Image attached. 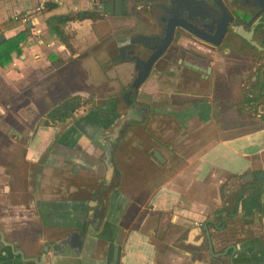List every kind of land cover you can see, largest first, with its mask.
Masks as SVG:
<instances>
[{"label":"crops","instance_id":"1","mask_svg":"<svg viewBox=\"0 0 264 264\" xmlns=\"http://www.w3.org/2000/svg\"><path fill=\"white\" fill-rule=\"evenodd\" d=\"M45 2L56 5L48 8ZM148 2L0 0L4 40L25 34L20 52H12L11 61L0 65V82L28 81L32 73L67 65L49 81L48 90L54 93L55 86L75 77L77 67L87 68L83 86L70 91L80 96L79 108H84L62 123L44 125V120L27 137L16 161L4 151L0 264H264V179L250 178L264 172V50L255 46L248 56H215L212 87L202 92L206 98L180 106L157 103L158 112L197 110L202 120L177 122L156 114L149 121L127 124L119 139L122 123L114 104L133 67L128 61L111 62L108 48L126 34L150 29ZM83 10L101 17L67 22V45L49 33L48 17ZM26 11L31 12L26 24L13 18ZM242 62L250 68L240 69ZM240 86L249 89L243 97ZM151 89L156 90L148 78L140 90ZM94 93L99 95L90 108ZM63 99L51 97V108ZM196 133L197 138H188ZM136 140L140 148L134 149ZM186 149L193 152L189 166L154 178L155 171L170 166L171 158ZM21 162L31 164L30 169ZM145 190H151L147 197ZM166 212L167 232L174 224H180L177 235L189 227L186 248L166 241L156 248L150 237L154 230L145 231L150 215L156 214L158 226L159 215ZM205 223L210 225L212 251L219 255L209 249ZM203 244L209 261L200 254Z\"/></svg>","mask_w":264,"mask_h":264},{"label":"flooded vegetation","instance_id":"2","mask_svg":"<svg viewBox=\"0 0 264 264\" xmlns=\"http://www.w3.org/2000/svg\"><path fill=\"white\" fill-rule=\"evenodd\" d=\"M146 8L152 24L150 29L146 33L126 34L120 37L117 45L108 48L111 61L132 62L133 67L121 83L114 104L122 123L119 139L127 124L149 121L156 114L177 122L192 118L202 120L197 110L158 112L156 103L167 101L180 106L193 98L208 97L202 92L212 87L215 56H248L256 50L237 30L253 29L251 40L264 50V0H149ZM172 25V37L161 50ZM156 53L159 55L153 60L146 78L133 87L143 63ZM148 78L154 82V91L161 92L157 98L154 91L140 90ZM137 111L141 113L137 115ZM142 143L147 144L146 141ZM134 146V149L140 148L137 140ZM121 149H125V145ZM154 157L158 165H162L163 159Z\"/></svg>","mask_w":264,"mask_h":264},{"label":"rangeland","instance_id":"3","mask_svg":"<svg viewBox=\"0 0 264 264\" xmlns=\"http://www.w3.org/2000/svg\"><path fill=\"white\" fill-rule=\"evenodd\" d=\"M78 36H80V34H78ZM106 38L107 40L110 41L112 40V35L111 36L107 35ZM74 41L77 42V37L74 39ZM89 41H90V36H89L88 42ZM103 43L104 42H101V44ZM109 60L111 61L110 58ZM244 63L247 64V62L239 63V66L241 67L240 69L242 70L249 69L250 66L247 67L244 65ZM66 68H67V65H64V66L60 65L59 67L55 69H48V70L42 71L40 75L39 74L36 75V73H32L28 81L27 80L22 81V78H21V79H17L14 81L5 80L6 82L5 81L0 82V99H1L0 101V163H4V160L6 158L4 156V151L9 152L10 155H15L12 158L14 159L13 161H16L17 159L16 156H19L23 151L22 145L24 144L27 137L31 133H34V130L36 129V127L39 126L46 119V114L52 106L51 101H50L51 97L57 101L61 100L65 97L71 96L70 94L72 92L70 91H72L73 89H77L78 87L83 86V83H85L86 81L85 70L87 68H85L81 64L79 67H77V70L72 72V75H75V77L74 76H72V78L69 77L68 79H66V83L65 81H63L62 84H60L61 86L59 87L55 86V88L53 89L54 93L49 92L48 86H50L49 83H51L49 81H52V79H55L56 77H58L59 74L62 75L65 72ZM52 77H55V78H52ZM236 80H238L240 85H241V82H243V79L241 78H238ZM57 87L59 89L57 92H55V89ZM161 90H164L163 86L161 87ZM240 90H241L240 92L241 97H243L245 93L249 91V89H246L244 86L243 87L240 86ZM155 92H156L155 96L157 98L161 92L159 91H155ZM98 93L92 94L93 97H91L90 99V101H92L89 105L90 108L96 102L93 99L96 98V96L100 94ZM100 98L101 97H99L98 101L100 100ZM79 107H78L79 110H82L84 108L83 105L81 108ZM89 107L87 108L90 109ZM189 137L197 138L198 134L196 133L194 134V136L189 135L188 138ZM177 148H180V146L177 145ZM192 153H193L192 151H190L189 149H186L183 151L181 156H178V158H175V157L171 158V161L169 163L171 165L167 166L166 168L163 167L155 171L154 178H156L157 180L158 178L162 179L166 171L171 172L172 169L178 170V169H181V167L189 166L191 164L190 161H192L193 158H190L188 156L191 155ZM178 154H180V152H178ZM172 156H174V154L171 155L170 157ZM22 164L23 166H25V168L29 166V169H30L31 164L28 166L27 164H24V163ZM8 171L9 169L7 170V173ZM17 171L18 169H16V174H17ZM150 191L151 190H145L143 193L145 194L144 197H147ZM169 216L170 215L168 212H166V214H163V213L160 214L159 220H158L160 221V223H156V225L158 226H155L154 224L156 220V214L150 215L149 219L151 221L145 224V227H144L145 231L149 234L152 229L154 230V234L150 237L152 241L155 243L156 248H160L162 244L165 243V241L167 242V244L178 243L180 247L186 248L187 246L186 244H184V240H185L187 229H189V227H186L187 229H185L181 233V235H177L180 232V224H174L173 226H170L173 229L167 232V229L169 228L166 227V223L168 224V227H169L170 225ZM165 234H167L166 240L164 239ZM219 238L222 240L224 239L226 241H229L228 238L225 239L224 236H219ZM221 244L222 243H220V245ZM202 251L203 253H200L201 256L204 257L205 259H208L209 261L210 254L205 244H203L202 246ZM224 262L225 261H223V263ZM224 264H227V263L225 262Z\"/></svg>","mask_w":264,"mask_h":264},{"label":"trees","instance_id":"4","mask_svg":"<svg viewBox=\"0 0 264 264\" xmlns=\"http://www.w3.org/2000/svg\"><path fill=\"white\" fill-rule=\"evenodd\" d=\"M54 2H45L44 6L48 8L55 7ZM101 15L92 10V11H77L74 13L61 14V15H52L47 18L46 25L48 31L51 35H55L60 41L67 45V35L64 32V25L71 20H83L99 19ZM25 38L23 31H20L2 41L0 43V65L8 64L11 61V53L20 52L19 43ZM81 98L78 95L70 96L66 99H63L55 106H53L46 114V119L43 122L46 125L49 122H64L66 119L70 118L74 111L81 105Z\"/></svg>","mask_w":264,"mask_h":264},{"label":"water","instance_id":"5","mask_svg":"<svg viewBox=\"0 0 264 264\" xmlns=\"http://www.w3.org/2000/svg\"><path fill=\"white\" fill-rule=\"evenodd\" d=\"M179 24V23H178ZM173 26H169V30H167L166 32V37H165V40L163 42V44L161 45V50L167 45V43L170 41L171 37H172V33H173ZM238 34L241 35L242 37H244L248 42H250L252 45L256 46L257 48H260L259 45L254 42L253 40H251V37H252V32H253V29H251L250 31L246 32L242 29H239L237 30ZM4 41V35L2 33H0V43ZM159 55V53L155 54L154 56L152 55L149 59H147L143 65H142V70L139 72L138 74V77L134 80L132 86L133 87H137L145 78L146 76L148 75L149 71H150V68H151V64L153 62V60ZM141 113V111H137V115H139ZM154 155L160 159V155L158 153H154ZM162 159V158H161ZM250 178H254L255 179V182H259L261 179H264V172L263 171H260V172H257L253 175H250ZM202 228L205 230V234H206V239H207V242H208V245H209V249L210 251L213 253L212 251V243H211V238H210V233H209V226L205 223L202 225ZM44 252L47 251L48 247L44 246ZM233 251L236 249L234 246L232 247ZM213 255H219V254H216V253H213ZM42 257L36 261L39 262V260H41Z\"/></svg>","mask_w":264,"mask_h":264},{"label":"built area","instance_id":"6","mask_svg":"<svg viewBox=\"0 0 264 264\" xmlns=\"http://www.w3.org/2000/svg\"><path fill=\"white\" fill-rule=\"evenodd\" d=\"M31 12L26 11L24 14L19 15V17L16 15L13 18L20 20L22 23L26 24L30 20ZM1 33V28H0Z\"/></svg>","mask_w":264,"mask_h":264}]
</instances>
